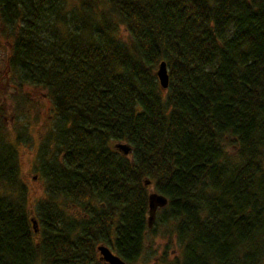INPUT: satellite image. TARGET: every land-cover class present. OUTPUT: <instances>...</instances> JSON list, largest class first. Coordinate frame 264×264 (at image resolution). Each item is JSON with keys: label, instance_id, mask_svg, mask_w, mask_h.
Returning a JSON list of instances; mask_svg holds the SVG:
<instances>
[{"label": "trees", "instance_id": "1", "mask_svg": "<svg viewBox=\"0 0 264 264\" xmlns=\"http://www.w3.org/2000/svg\"><path fill=\"white\" fill-rule=\"evenodd\" d=\"M0 36L55 114L31 209L2 107L0 264H109L99 244L135 264L160 221L169 264H262L264 0H0ZM152 189L168 204L149 227Z\"/></svg>", "mask_w": 264, "mask_h": 264}, {"label": "rangeland", "instance_id": "2", "mask_svg": "<svg viewBox=\"0 0 264 264\" xmlns=\"http://www.w3.org/2000/svg\"><path fill=\"white\" fill-rule=\"evenodd\" d=\"M9 54L10 40L0 36V114L4 107L3 124L8 132L5 139L17 144L19 177L27 188V205L35 209L37 200L46 194L44 182L36 169L41 164L42 140L54 124V106L45 89L30 85L21 87L15 83V75L11 74L8 66ZM0 194L11 195L10 188L0 184ZM159 215L157 212L156 224ZM154 230L147 235L144 254L135 264H169L178 255L182 256V246L172 222L160 221ZM164 257H167V262H163ZM35 264L46 263L38 260Z\"/></svg>", "mask_w": 264, "mask_h": 264}, {"label": "water", "instance_id": "3", "mask_svg": "<svg viewBox=\"0 0 264 264\" xmlns=\"http://www.w3.org/2000/svg\"><path fill=\"white\" fill-rule=\"evenodd\" d=\"M156 74L158 76L160 85L163 89H167L170 82L168 64L165 60H162L156 69ZM116 149H118L122 154L128 155L132 152L133 147L126 141H118L114 143ZM146 184H150V179L145 180ZM168 204V198L162 193L157 192L152 189L148 194V206H149V216L148 222L149 227L154 225L157 212L159 208H163ZM32 222L35 230H38V221L36 218H32ZM99 251V257L102 261L109 264H127V262L107 244H99L97 247Z\"/></svg>", "mask_w": 264, "mask_h": 264}]
</instances>
